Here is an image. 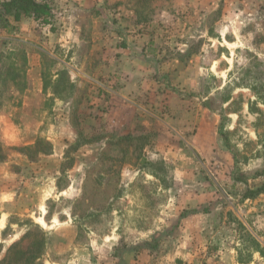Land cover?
<instances>
[{
	"label": "rangeland",
	"instance_id": "374dc122",
	"mask_svg": "<svg viewBox=\"0 0 264 264\" xmlns=\"http://www.w3.org/2000/svg\"><path fill=\"white\" fill-rule=\"evenodd\" d=\"M43 1L52 15L26 36L38 48L6 44L16 33L0 28V264H264V192L244 195L264 181V0H104L92 14L98 29L121 22L127 35L148 32L168 60L161 78L178 89L180 114L203 108L217 119L220 154L188 168L194 174L161 160L150 167L145 135L119 136L101 76L93 111L33 92L24 73L33 55H68L53 40L67 1ZM81 52L95 63L88 44ZM53 61L46 55L41 67L51 89ZM68 83L61 76L56 89L72 92ZM16 84L30 85L24 108ZM190 190L194 219L181 209Z\"/></svg>",
	"mask_w": 264,
	"mask_h": 264
},
{
	"label": "crops",
	"instance_id": "0c3cea01",
	"mask_svg": "<svg viewBox=\"0 0 264 264\" xmlns=\"http://www.w3.org/2000/svg\"><path fill=\"white\" fill-rule=\"evenodd\" d=\"M66 1V4L64 2L62 4L66 5L68 11H60V15L55 17L59 21L55 22V18L52 20L58 28V32L54 34L53 40L56 42L54 47L58 45L66 48L64 51L68 52L67 59L55 56L52 50H40L36 53V58L34 54L32 61L30 59L27 62L25 72L16 73L17 79L23 75V72L27 76L31 74L36 81L33 92L48 98L53 106L60 103L72 107H89V110L93 111L95 109L93 103L102 101L97 95L100 91L99 85L104 86L101 81H98V77L101 76L104 82L109 84L107 85L109 95L104 101L110 108L109 120L111 119L122 138L134 139L145 135L143 150L148 154L145 160L150 167L156 166L161 160L168 167H177L176 171L179 173L189 171L194 174V170L188 168L195 167V164L201 160H204V163H211L216 159L221 151L216 140L217 119L206 114L203 108H196V115L180 114V110L184 111L183 101L173 99L172 96L178 89L171 88L166 79L161 78L163 74L165 75L163 69L167 67L168 60L164 57L163 50L159 52L151 49L156 40L152 39L148 32L127 35L125 32L128 30L122 31L124 24L121 22L113 24L114 27L106 26V23L102 22L98 29L97 23H94L97 20L93 21L91 17L99 12V7L104 0ZM93 13L95 14L92 15ZM33 21L37 23V20L31 17H21L18 21L9 19L11 27L2 30L7 33L15 31L17 37H6L4 42L8 44L21 41L38 48L35 43L37 41L32 43L26 37L31 33L30 26ZM85 21L89 22L88 26L84 23ZM135 26L142 28V25ZM86 27H88V33L89 31L91 33L90 36L85 34ZM107 28L108 30L113 28L114 33L106 31ZM85 44L91 47V54L95 50V63H90L89 58H92L81 52ZM70 48L73 50L70 51ZM46 55L54 58L53 63L57 66L52 68V81L55 82L61 76H66L68 84H72V92L62 95L46 86V77L41 72L43 57ZM27 58H30L29 53ZM87 60H89L88 65ZM92 65L97 66L92 68ZM89 80L94 83H89ZM177 86L180 87L178 84ZM95 88H98V91H93ZM15 90L17 93H23L22 98L17 100V104H21V108H24L25 96L27 92H31L30 85L23 87L16 84L10 91L13 93ZM163 104L168 105L170 112L164 117L156 116L152 112L153 109L158 111ZM18 105L14 107V110H18ZM39 122L42 123V120ZM182 182H185L184 179ZM187 186L191 189L193 183ZM180 195H182V203L184 196L186 200L181 209L185 208L189 211L188 218H196L198 209L195 210L197 206L194 201L196 200L194 192L190 190Z\"/></svg>",
	"mask_w": 264,
	"mask_h": 264
},
{
	"label": "trees",
	"instance_id": "16d2710c",
	"mask_svg": "<svg viewBox=\"0 0 264 264\" xmlns=\"http://www.w3.org/2000/svg\"><path fill=\"white\" fill-rule=\"evenodd\" d=\"M51 15L50 5L43 0H0V28L2 29L11 27L9 17H12L15 21L20 20L21 17H31L37 21L48 22L46 20ZM59 83L60 79L55 81L53 90L56 93L59 92L56 89ZM71 86L72 84H69L68 87ZM260 192H264V181L254 190L247 189L244 195L250 197Z\"/></svg>",
	"mask_w": 264,
	"mask_h": 264
},
{
	"label": "bare ground",
	"instance_id": "6f19581e",
	"mask_svg": "<svg viewBox=\"0 0 264 264\" xmlns=\"http://www.w3.org/2000/svg\"><path fill=\"white\" fill-rule=\"evenodd\" d=\"M225 43H226L227 45H232V44H230V43H228V42H226V41H225ZM38 222H39L40 224H42L43 226H45V222H44V220L42 219V217H39V218H38Z\"/></svg>",
	"mask_w": 264,
	"mask_h": 264
}]
</instances>
